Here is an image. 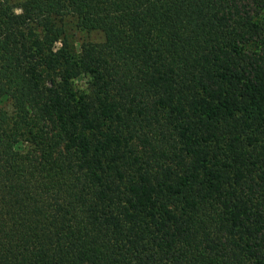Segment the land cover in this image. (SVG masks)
Instances as JSON below:
<instances>
[{
	"label": "trees",
	"instance_id": "trees-1",
	"mask_svg": "<svg viewBox=\"0 0 264 264\" xmlns=\"http://www.w3.org/2000/svg\"><path fill=\"white\" fill-rule=\"evenodd\" d=\"M0 264H264V0H0Z\"/></svg>",
	"mask_w": 264,
	"mask_h": 264
},
{
	"label": "rangeland",
	"instance_id": "rangeland-1",
	"mask_svg": "<svg viewBox=\"0 0 264 264\" xmlns=\"http://www.w3.org/2000/svg\"><path fill=\"white\" fill-rule=\"evenodd\" d=\"M12 1L18 3L21 0H12ZM67 32H68L69 40L72 42V44H74V46H76L77 49H80V46L88 41H99L103 39V34L101 32L95 30L81 29L79 27H76L74 23H71L68 26ZM59 45L60 43L57 42L51 46L58 47ZM75 83H77L80 89L83 90L86 89L87 85L83 77H77L75 79ZM6 106L10 111L12 110L11 104L7 103Z\"/></svg>",
	"mask_w": 264,
	"mask_h": 264
}]
</instances>
